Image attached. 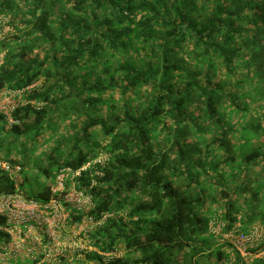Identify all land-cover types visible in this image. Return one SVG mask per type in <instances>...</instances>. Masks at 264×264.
I'll list each match as a JSON object with an SVG mask.
<instances>
[{
  "label": "trees",
  "instance_id": "trees-1",
  "mask_svg": "<svg viewBox=\"0 0 264 264\" xmlns=\"http://www.w3.org/2000/svg\"><path fill=\"white\" fill-rule=\"evenodd\" d=\"M0 55V91L23 90L8 128L0 113V159L20 167L0 194L47 201L29 168L106 155L77 178L95 182L86 214L111 213L87 236L131 257L77 264H246L209 223L264 224V0H0ZM62 122L46 166L29 148Z\"/></svg>",
  "mask_w": 264,
  "mask_h": 264
},
{
  "label": "built area",
  "instance_id": "built-area-1",
  "mask_svg": "<svg viewBox=\"0 0 264 264\" xmlns=\"http://www.w3.org/2000/svg\"><path fill=\"white\" fill-rule=\"evenodd\" d=\"M2 19V18H1ZM4 21V20H3ZM1 57V55H0ZM36 85L33 84L30 87ZM23 90L2 89L0 91V113L5 115L8 125L13 123L10 112L22 101ZM106 155L88 160L78 169L63 167L55 171L49 186L51 197L38 201L25 197L20 192L0 194V264H77L90 251L104 258H114V252H103L92 244L87 236L94 226L101 225L111 213L99 218L87 215L91 206L89 188L95 184L82 185L77 179L81 171L94 164L102 165ZM0 169L14 176L20 167L11 168L0 159ZM95 174H101L95 171ZM216 213L212 224L219 235L230 243L239 255L246 258L264 257V246L258 252L250 250L258 239H264V229L259 226L242 228L240 216L232 228L223 231L221 211ZM215 236V229L211 227Z\"/></svg>",
  "mask_w": 264,
  "mask_h": 264
},
{
  "label": "rangeland",
  "instance_id": "rangeland-1",
  "mask_svg": "<svg viewBox=\"0 0 264 264\" xmlns=\"http://www.w3.org/2000/svg\"><path fill=\"white\" fill-rule=\"evenodd\" d=\"M3 20L5 21L6 19L3 18ZM8 29H10L9 26L4 22L3 31L6 32V30H8ZM0 127H1V123H0ZM6 127L8 128L9 125L6 124ZM64 128H65V123L62 122L61 124H58V128H57L55 133H45L40 138V140H37V141L34 142V144H33L34 149L29 148L30 155L34 156V155H37L38 153H41V154H38V155L42 156L43 164L47 166L48 160H46L43 157L42 154L44 153V151L49 152L53 148V146H54V144L56 142L55 139L61 135L62 131H64ZM28 143H29V141H28ZM9 148L10 147H7L6 149H4L1 152V156L4 157V158H7V157L13 158V157H15L18 160H20L21 157H22L21 151L11 150V152L9 153V150L15 148V146L14 147L11 146V148L10 149ZM48 169H49V175L46 176L42 172L41 168L38 167V166L35 167V168H29L27 170V180L24 182L25 183L24 184V189L27 190V191H29V190H40L41 188H43L45 186H50V184H51V182L53 180V173L56 170V165H50V166H48ZM256 171H257V168H256ZM218 201L219 202H223L225 200L218 199ZM210 208H212V205L207 206L208 210ZM212 209H210V210H212ZM208 210L206 211V213L208 212ZM213 211H215V210H212L211 213H214ZM240 218H241V216H240ZM240 223L241 224L243 223L242 220H240ZM251 226H259V227H262L264 229V224H261V223H259L257 221L255 223L249 225L248 228L251 227ZM211 227L213 229H215V238H216L217 242L218 243H224L225 240L223 239V237L221 235H219L218 229L214 226V224H212ZM260 243H264V239H258L255 242V246H257ZM120 247H121L120 245L116 246L115 255L117 257H121V256L122 257L125 256L126 258L131 257V255L129 253H125V251L120 249ZM226 249H227V252H228L229 248H226ZM111 258L112 257H108L106 259H111ZM251 260H252V258H246V260H244V261L246 262V264H250ZM225 264H238L236 262L235 255L234 254H230L228 256V260H227V262Z\"/></svg>",
  "mask_w": 264,
  "mask_h": 264
},
{
  "label": "clouds",
  "instance_id": "clouds-1",
  "mask_svg": "<svg viewBox=\"0 0 264 264\" xmlns=\"http://www.w3.org/2000/svg\"><path fill=\"white\" fill-rule=\"evenodd\" d=\"M115 257H117V256H115ZM115 257H114V258H115ZM104 259H106V258H104Z\"/></svg>",
  "mask_w": 264,
  "mask_h": 264
}]
</instances>
